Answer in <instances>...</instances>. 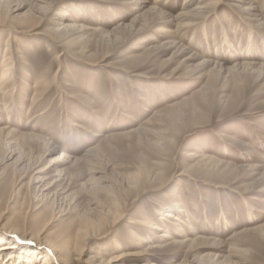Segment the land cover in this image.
I'll list each match as a JSON object with an SVG mask.
<instances>
[{"label": "rangeland", "instance_id": "374dc122", "mask_svg": "<svg viewBox=\"0 0 264 264\" xmlns=\"http://www.w3.org/2000/svg\"><path fill=\"white\" fill-rule=\"evenodd\" d=\"M22 1L25 12L35 7L36 1ZM146 1L174 16L185 2ZM244 1L216 0L205 20L181 31L171 19L139 23L119 38L102 30L112 32L142 11L120 0H54L44 16L35 14L34 25L6 16L0 22V128L10 126V146L15 137L23 138L21 148L39 162L29 165L25 156L15 164L20 151L10 158L9 138L0 137V243L12 239L30 257L38 211L58 213L48 227L54 231L76 225L89 196L110 205L116 195L124 218L114 226L103 223L102 238L89 240L73 264H101L99 257L123 251L127 255L116 264H264V69L210 77L212 66L201 65L205 58L228 65L246 59L264 63V14L251 17L241 9ZM64 13L71 17L66 23L83 30H51ZM8 32L11 78L1 88ZM173 38L197 57L164 44ZM184 98L180 112H168ZM153 116L157 122L149 123ZM144 126L175 137V143L159 149L153 146L155 134L125 135ZM96 147L105 153L102 172L96 173L100 185L89 180L85 162L70 161ZM39 165L48 182L60 179L58 169H65L63 179L46 190L31 178ZM136 175L137 186L130 183ZM134 217L163 230L142 225L133 233ZM165 231L174 238L162 242ZM30 238L33 243L25 242ZM150 241L164 244L152 249ZM90 255L97 263H87Z\"/></svg>", "mask_w": 264, "mask_h": 264}, {"label": "bare ground", "instance_id": "6f19581e", "mask_svg": "<svg viewBox=\"0 0 264 264\" xmlns=\"http://www.w3.org/2000/svg\"><path fill=\"white\" fill-rule=\"evenodd\" d=\"M33 1H36V3H34L35 7L33 8L31 6V8H29L30 11L25 12V11H23V7L25 5H23V1L21 2V0H0V22L5 21L7 18L6 16H9L11 21H12V18H16L18 20H21V22H23V23L28 22L27 24L32 23L30 25H34L36 23L35 20H37L34 18L35 14L38 13L39 16H41V17L44 16V14L51 8V3L54 0H33ZM116 1H118V0H116ZM120 1L124 2L125 4L131 5V7H133V6L139 7L140 10H142V11L140 13H138L137 15H135L131 19L130 23L121 22L117 27H115V29L112 32H109L107 30L106 31L102 30V32L106 33L107 35H110V33H112L111 35H114L116 38L121 37V35H123V34L124 35L129 34L130 31L132 29H135L139 23L149 25V24L154 23L156 21L168 22V20H171V19H174L177 21L178 27L180 28L179 30L181 31V29L187 28L188 26L194 24V22L199 21L200 19L202 20L206 14L211 12L213 10V8L216 7V5L218 3V2H215L216 0H198V1H196V4H193V2L195 0H185L182 9L177 13V15L174 16V15H169L168 12L160 9L157 6H154L153 4H152L153 6H151L148 3V1H146V0H120ZM155 2H156V0H155ZM157 2H158V0H157ZM244 2H245L244 5H246V6L242 7L243 6L242 5L241 9H242V11L247 12V14L250 15L251 17L256 19V18H259L261 16V14H264V0H245ZM32 10H34V11L32 12ZM8 13L10 15H7ZM66 15L68 16V14H65V13L62 16L59 15L57 20H56L55 26H53L51 28V30H53L55 32H59L61 34L66 33V32H69V34H70L71 31L83 30L82 25L77 26L75 24L66 23V21L69 18H71V17H65ZM35 17H37V16H35ZM204 20H205V18H204ZM31 21H33V22H31ZM72 27H74V28L72 29ZM97 29L98 28H96L95 30H97ZM6 35L8 37H6L4 39V42H6L7 46L3 52L4 56L2 59L3 67L1 69V78H2L1 88H4L6 83L11 78L10 68L12 67V65L10 62L11 57L9 56V54L11 53L12 48L9 44L10 33L8 32ZM164 44L169 45L170 47H175L176 51L180 52V53L184 52L185 50L187 51L188 49H190L188 47H185L184 44H181L176 38H173L171 40H167ZM146 48H148V47H146ZM189 51H191V50H188V52ZM191 53L192 54H190L189 59H193V58L197 57V54L193 53L192 51H191ZM227 60H230V59H227ZM201 65H211L212 66V69L209 71L210 77H217L220 75H230V74L235 75L237 73L238 74H245L247 72H255L259 69H264V63L253 62L252 60H247V59L243 60L241 62H237L233 65H231V64L228 65V64L222 63L220 61L207 60L205 58V59H203ZM224 73H226V74H224ZM204 86H203V89L200 90V91H202L203 95H205V93H206L205 90L207 89L206 87L208 86V83L205 87ZM204 88H206V89H204ZM198 94L200 95V93H198ZM191 99H193V98H191ZM191 99H190V101H192ZM186 101H187V98H184L180 102L172 104L169 107L170 110L169 111L166 110V111H168V112L174 111L176 113L177 111L180 110V108H182L186 104ZM191 103H193V102H191ZM194 104H195V102H194ZM190 107H191V104H190ZM175 110H177V111H175ZM94 111H98V109H94ZM173 113H170V114H173ZM177 115H179V114H176V116ZM173 116H174V114H173ZM169 118H170V116H169ZM178 118H180V117L178 116ZM153 120L157 122V120H155L154 116H153V118H150L148 121L150 123V122H153ZM181 120L182 119H180V121ZM158 122H159V120H158ZM170 122L172 123V121H170ZM176 122L177 121H175V123ZM181 122H183V121H181ZM154 124H155V122H154ZM146 126L141 127V128L137 127L138 129H133V130L125 133V135L134 134V133H138V134L144 133V135H145V133H151L153 135L155 134L156 140L154 141L153 146L157 147L159 149L167 148V147H169V145H172V143H175L174 142L175 139H173L175 137L170 138V139L166 138L165 134H164L165 135L164 136L163 133L161 134L158 131L157 132L152 131L148 128L149 126L148 127H146ZM168 126H170V125L168 124ZM148 130H150V132ZM12 131L13 130L10 128V126L9 127L5 126V127L0 128V137H2L3 133H5L6 135L4 134L3 137L5 136L6 139H7V137L9 138L8 139L9 146H10V144L13 145V142H14L12 135H11ZM114 136H115V134H113L107 138L111 139ZM147 136L148 135H146V137ZM24 137H27V135H24ZM14 139H16L15 140L16 144H14V146H10V148L12 147L10 150V153H11L10 158L14 157L13 152L16 153L17 150L20 151L18 158L15 160V164H16V162L22 163L21 160H23V159L25 160V158H24L25 156L30 157V160L28 161L29 165H34L37 163V161L39 162V158L36 159L37 157H35V156L31 157L26 152V149H24L23 146L21 148L22 144L25 145V143L21 142V139L23 141V138H20V137L16 138L15 137ZM114 140H115V138H114ZM142 140H143V138H142ZM33 142H34V140H33ZM103 154H105V153H103ZM103 154H102V149L100 147H96V148L90 149L84 156H82L80 158L79 157L73 158L70 161L74 164H78L80 161L85 162V164L87 166H89V169L92 172V176L89 180H91V182L94 185H98V184L100 185V179H98L96 177V175H97L96 173L102 172L101 171V169H102L101 165H102V157H104ZM65 156H66L67 160L70 159V157L66 154H63L62 158H64ZM81 158L83 160H81ZM205 158H207V157H205ZM209 158H211V157L209 156ZM27 159H28V157H27ZM35 159L37 160L36 162L34 161ZM67 160H65V162H69ZM58 161L60 162L61 160H58ZM32 169H33L32 170L33 174H32L31 178L34 181L37 180L38 183L40 182L41 183L40 186H43V188H45L46 190H50L53 186H55L54 182L61 180V178H62L61 176H63L65 174L63 171L65 169H58L57 171H58V176L60 177V179H58L57 181H53L51 183L50 181L49 182L47 181V180H49V178L46 176V174H44L45 169L43 167H40V165H39V167L36 166V167H33ZM262 176H264V172L262 173ZM159 177H157V178H159ZM134 178L135 179L133 181L130 180V183L133 182V184L135 186H137L139 184V182L141 181V178H140V176H137V175ZM138 188L139 187H137V189ZM97 189L98 188H96V191H97ZM122 189H123V186L119 190H121L122 194H125L127 189L124 191ZM47 194L48 193H46L45 196ZM95 194H96V192H95ZM89 197L90 198L87 201L89 203L88 207H84L80 212H78V214L76 215V217H77L76 225H74V226L69 225V226L64 227V228H58L57 230L55 229L54 231L48 230L50 228L49 226L51 225V222L53 220L57 219L58 216H56V214H58V213H55V215L53 216V215H51V213L49 214L48 212H45L43 210L40 212L38 211L37 214H38V217L40 218V223L37 222V228H36L37 231L35 234L36 243L34 242L35 247L32 251V254H34V255H32L30 257L29 256L25 257L24 256L25 252H23L24 253L23 254L19 250L17 242L12 241V239H9L10 241H8V242L5 241L4 243H0V264H38V259L44 260L40 264H73V262L75 260L80 261L82 259V252L85 250V246L87 245L88 241L89 240L91 241V239H94V238H102L103 234L105 233V232L101 231L103 223L107 224V222H109L110 226H114L120 220H122L125 216V212L121 207L122 201L120 202L119 199H116V198H119L118 196H116V195L114 196V200L112 201V203H110V205H104V202L101 203V202L97 201L93 196H89ZM179 211H182V209ZM109 218H111V219H109ZM173 218H175L177 220L179 219L175 216V214H173ZM148 221H145L141 217L140 218H137V217L131 218L129 223L131 224L132 227H134V228H131L132 229L131 231L133 233H136L137 231H134V230H139V229L142 230L143 229V228L141 229L142 225H148L151 228H153L154 230H160L162 228V226L159 223L158 224L157 223H152V224L150 223L149 224ZM161 230H163V229H161ZM241 232H243V231H241ZM243 233H241V234H243ZM30 235H31V233H30ZM160 237L163 239L162 242H165L168 239L174 238L170 234V232H168V231L162 232ZM195 240L196 239H194V238L193 239H186V240L184 239V240H179V241L175 240V241H172L171 244L180 246L184 242L191 241V243H193V241H195ZM0 241L2 242L3 239L0 238ZM25 242H28V243L32 242L33 243V240H32V238H30L28 241H25ZM150 242L153 244H150L149 242H147V247L150 244L148 248H152V249H154L155 247H158V246L163 247L162 245L164 244V243H157V242H153V241H150ZM41 247H44L45 251L39 250ZM117 248L118 249L120 248L119 243H118ZM144 250H146L144 253L147 254L148 249L146 248ZM3 255H6V257H5L6 259H4V261H3V258H4ZM126 255L127 254H125V252L123 251V252H120L119 254H116V255L115 254L110 255V256L108 255L107 258H103V256H102L103 259H101V257H99L98 259L100 260L101 264H104V263L105 264H116L117 262H120V260H122L123 257H125ZM148 259H149V257H147V260ZM91 262L97 263V257L96 256L94 257L92 255L87 263H91ZM78 264H81V263H78ZM146 264H156V263L154 262V260H152L150 262H147Z\"/></svg>", "mask_w": 264, "mask_h": 264}]
</instances>
